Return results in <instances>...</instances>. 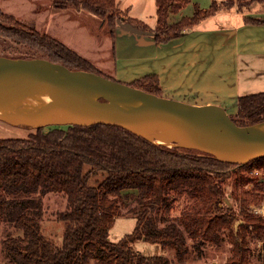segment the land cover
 Here are the masks:
<instances>
[{
  "label": "trees",
  "instance_id": "obj_1",
  "mask_svg": "<svg viewBox=\"0 0 264 264\" xmlns=\"http://www.w3.org/2000/svg\"><path fill=\"white\" fill-rule=\"evenodd\" d=\"M190 1L154 0L153 28L125 17L116 0L50 3L56 8L82 9L100 18L112 39L118 29L116 21L122 18L152 31L154 40L164 43L222 9L218 0H212L207 8L194 4L191 16L169 23V15ZM238 2L243 7L264 0ZM243 21L261 20L246 16ZM0 37L21 44L32 53L21 57H47L74 69L115 79L56 37L38 32L1 8ZM128 84L161 95L156 73L142 75ZM231 115L243 125L264 121V91L238 96L236 111ZM48 129L0 138V225L8 224L20 231L1 241L13 264H173L165 254L146 255L134 250L132 243L139 239L157 243L182 261L191 251L187 237L218 245L223 240V229L229 232L231 263L247 264V239L264 242V219L249 208L250 203L262 202L263 184L237 174L235 203L242 217L236 227L233 224L237 212L224 206L221 191L233 170L260 166L264 157L245 165L223 162L198 150L156 144L107 124L56 125ZM98 171L104 173V178L90 184V174ZM248 183L252 186L246 189ZM50 192L66 198V208L58 212L63 223L60 244L44 234L41 226L42 197ZM184 195L192 199L190 206L181 214L171 215L175 199ZM121 214L134 217L135 225L130 233L112 241L109 229Z\"/></svg>",
  "mask_w": 264,
  "mask_h": 264
},
{
  "label": "water",
  "instance_id": "obj_2",
  "mask_svg": "<svg viewBox=\"0 0 264 264\" xmlns=\"http://www.w3.org/2000/svg\"><path fill=\"white\" fill-rule=\"evenodd\" d=\"M124 32L153 35L131 22L116 21ZM57 81V97L39 108H17L6 96L18 93L29 83ZM77 82L108 85L96 102L82 99ZM110 97L109 99H106ZM260 121L240 124L222 105L169 98L101 74L74 69L47 57H13L0 54V126L31 129L56 125L107 124L124 128L156 143L169 137H190L202 147L194 149L217 160L245 165L264 157V134Z\"/></svg>",
  "mask_w": 264,
  "mask_h": 264
},
{
  "label": "crops",
  "instance_id": "obj_3",
  "mask_svg": "<svg viewBox=\"0 0 264 264\" xmlns=\"http://www.w3.org/2000/svg\"><path fill=\"white\" fill-rule=\"evenodd\" d=\"M151 1L116 0L117 5L124 7L118 8L125 17L153 28L156 19L154 24L147 22L152 16L149 14ZM211 2L191 0L180 11L171 13L168 22L191 16L194 4L207 8ZM42 5L46 6L45 11L51 20L57 17L60 29L71 28L88 40H94L95 35L78 22L81 17L95 19L92 14L82 9L70 12L73 10L53 7L50 0ZM78 13L82 14L81 17ZM246 16L261 21L245 23L243 18ZM106 37L110 42L116 76L132 81L156 73L162 96L193 101L191 96L204 95L203 101L194 102L212 103L215 99L231 112L236 109L238 96L264 91V3L253 2L243 9L222 8L164 43L156 42L154 35L134 34L121 29H117L114 39L109 32ZM85 167L89 169L88 165Z\"/></svg>",
  "mask_w": 264,
  "mask_h": 264
},
{
  "label": "rangeland",
  "instance_id": "obj_4",
  "mask_svg": "<svg viewBox=\"0 0 264 264\" xmlns=\"http://www.w3.org/2000/svg\"><path fill=\"white\" fill-rule=\"evenodd\" d=\"M44 1L46 0H0V8L9 13L16 20L24 22L30 26H32L38 32H45L51 36L56 37L64 44L77 50L83 57L91 61L95 66L104 74L110 75L117 80L122 82H128L127 80H122L118 78L113 70V63L111 60V47L108 37V28L106 26L105 21L100 18L88 17V19H84L81 17L82 14H79L81 17L78 22L83 25L87 31L92 32L91 34L95 35L93 41L88 40L83 37L82 34H77L72 31L71 28H67V30L60 29L58 24V20L55 18L51 20L49 18V14L45 11L46 6H43ZM219 3L222 8L226 7H237L242 8L248 6L249 4H245L242 7L241 1L238 0H219ZM51 4V3H50ZM48 5V4H47ZM151 8L149 10V14L151 17L147 18V22L155 23V3L154 0L150 2ZM119 8H124L122 5H118ZM74 12L76 9H72ZM42 11V12H41ZM73 16L74 14L71 13ZM93 16V15H92ZM87 17V16H86ZM95 17V16H94ZM54 18V17H53ZM212 21V20H211ZM170 23V22H169ZM172 23V22H171ZM212 24V22H211ZM81 26V30H84ZM60 30V31H59ZM104 36L106 39H104ZM0 54L13 56V57H21L23 55H30L29 49L24 47L21 44L14 43L7 38L0 37ZM193 101H203V96H191ZM194 98H197L196 100ZM208 99V98H207ZM213 99V97H212ZM210 100V98H209ZM208 100V101H209ZM215 104L222 105L217 100L213 99ZM224 107V106H223ZM236 109L231 111L230 113H235ZM46 130H49L46 127ZM35 131V128L25 129L18 128L14 126L5 125L3 127L0 126V138L4 137H15L19 135H26L27 133ZM177 144L176 142H172L170 145ZM179 145V144H178ZM264 171V164L257 166ZM250 168H244L240 171H232L226 181L223 183L221 191H222V202L226 207H233L237 212V220L234 222L233 226L236 227L242 215L239 214V210L235 203V195L238 193L237 185H236V177L237 174H242L244 176H250L247 172ZM84 171L87 172L88 169L85 167ZM252 177V176H250ZM104 178L103 172H94L89 176L90 184H97ZM253 178V177H252ZM255 180V179H254ZM256 181V180H255ZM252 184L248 183L246 185V189L251 188ZM192 199L189 197L179 196L175 199L173 206L171 207L170 214L177 215L185 212L187 208L190 206ZM66 208V198L64 195L60 193H46L42 197V219L41 226L42 231L46 234L53 242L56 244H60L62 241V232H63V223L58 218V212L64 210ZM122 211L125 208H121ZM135 225V218L131 216L120 215L117 216L109 229V238L112 241H117L126 233H130ZM20 234V231L15 227L8 224L0 225V264H13L11 257L4 251L1 245L2 239L6 238L9 235H17ZM222 242L218 245H213L209 243H202L201 241H192L187 237V242L190 245V253L186 256L182 261H177L174 255V252L170 249H162L159 244L151 243L145 241L144 239L136 240L132 243V248L140 253L146 255H156V254H165L169 259L173 261V264H232L230 257L233 253L232 246L229 242V232L225 229L221 231ZM248 247L250 249V254L248 257L247 264H264V242L261 246L257 245V241L253 239H247Z\"/></svg>",
  "mask_w": 264,
  "mask_h": 264
},
{
  "label": "bare ground",
  "instance_id": "obj_5",
  "mask_svg": "<svg viewBox=\"0 0 264 264\" xmlns=\"http://www.w3.org/2000/svg\"><path fill=\"white\" fill-rule=\"evenodd\" d=\"M57 81L45 80L36 84L29 83L23 87L18 93H12L6 96V100H10L17 108H39L52 99L57 97ZM79 96L87 101L96 102L97 99L106 91L113 92L108 85H94L85 82H77L76 85ZM107 97L106 99H109ZM257 129L264 134V123L258 124ZM179 145H187L193 147H202V143L190 137H169L159 139L157 142L170 145L172 142Z\"/></svg>",
  "mask_w": 264,
  "mask_h": 264
},
{
  "label": "built area",
  "instance_id": "obj_6",
  "mask_svg": "<svg viewBox=\"0 0 264 264\" xmlns=\"http://www.w3.org/2000/svg\"><path fill=\"white\" fill-rule=\"evenodd\" d=\"M247 173L253 178H255L258 182L263 184V187L261 189V193L263 195L262 202L260 204L250 203L249 208L252 214L264 219V171H262L261 168L257 166H253L249 169ZM257 245L261 246L262 248L263 240H257ZM262 250L264 251L263 248Z\"/></svg>",
  "mask_w": 264,
  "mask_h": 264
}]
</instances>
